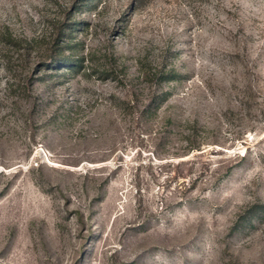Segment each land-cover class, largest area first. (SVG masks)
<instances>
[{
	"label": "rangeland",
	"instance_id": "obj_1",
	"mask_svg": "<svg viewBox=\"0 0 264 264\" xmlns=\"http://www.w3.org/2000/svg\"><path fill=\"white\" fill-rule=\"evenodd\" d=\"M0 264H264V0H0Z\"/></svg>",
	"mask_w": 264,
	"mask_h": 264
},
{
	"label": "trees",
	"instance_id": "obj_2",
	"mask_svg": "<svg viewBox=\"0 0 264 264\" xmlns=\"http://www.w3.org/2000/svg\"><path fill=\"white\" fill-rule=\"evenodd\" d=\"M75 65V64H74ZM74 65H71V67H74ZM145 70V69H144ZM143 69H141V72H142V77L143 78H146V76H148L149 75V71L146 73L145 71H144ZM164 73H167V72H165V71H160L159 72V74H160V78H158L159 80V82L161 83V82H165V81H169V80H172V79H174V76L173 75H169V76H163L164 75ZM157 98H159L160 100H159V103L160 102H162V100L163 99H165L166 98V93L165 92H161V93H159V94H155L154 96H153V98L151 99V101H155V99H157ZM149 106V105H148ZM147 106V107H148ZM192 149V148H191Z\"/></svg>",
	"mask_w": 264,
	"mask_h": 264
}]
</instances>
